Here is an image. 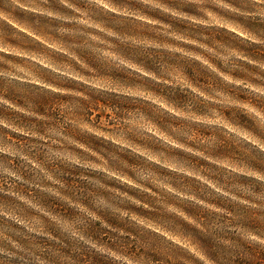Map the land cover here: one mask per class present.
<instances>
[{
	"label": "clouds",
	"instance_id": "1",
	"mask_svg": "<svg viewBox=\"0 0 264 264\" xmlns=\"http://www.w3.org/2000/svg\"><path fill=\"white\" fill-rule=\"evenodd\" d=\"M0 264H264V0H0Z\"/></svg>",
	"mask_w": 264,
	"mask_h": 264
}]
</instances>
